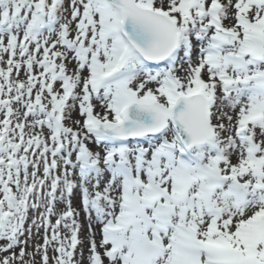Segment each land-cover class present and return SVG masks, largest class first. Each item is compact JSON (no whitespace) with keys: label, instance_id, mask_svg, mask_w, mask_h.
<instances>
[{"label":"snow or ice","instance_id":"snow-or-ice-1","mask_svg":"<svg viewBox=\"0 0 264 264\" xmlns=\"http://www.w3.org/2000/svg\"><path fill=\"white\" fill-rule=\"evenodd\" d=\"M0 264H264V0H0Z\"/></svg>","mask_w":264,"mask_h":264}]
</instances>
